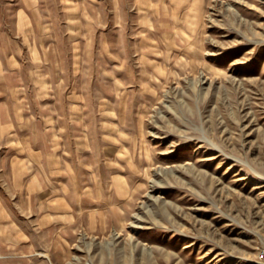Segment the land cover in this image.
Returning a JSON list of instances; mask_svg holds the SVG:
<instances>
[{"label": "rangeland", "instance_id": "374dc122", "mask_svg": "<svg viewBox=\"0 0 264 264\" xmlns=\"http://www.w3.org/2000/svg\"><path fill=\"white\" fill-rule=\"evenodd\" d=\"M263 244L264 0H0V264Z\"/></svg>", "mask_w": 264, "mask_h": 264}, {"label": "built area", "instance_id": "2783aa9c", "mask_svg": "<svg viewBox=\"0 0 264 264\" xmlns=\"http://www.w3.org/2000/svg\"><path fill=\"white\" fill-rule=\"evenodd\" d=\"M256 264H264V244L256 249Z\"/></svg>", "mask_w": 264, "mask_h": 264}, {"label": "bare ground", "instance_id": "6f19581e", "mask_svg": "<svg viewBox=\"0 0 264 264\" xmlns=\"http://www.w3.org/2000/svg\"><path fill=\"white\" fill-rule=\"evenodd\" d=\"M197 87V86H196ZM210 142V141H209ZM213 146H216L217 147V145H215V144H213L212 142H210ZM217 148H219V147H217ZM220 150V149H219ZM221 151V150H220ZM249 167H250V165H249ZM178 168H186V166H182V165H179V166H175V167H172V168H170V169H166L165 170V173H167L168 175H169V173L170 174H172V175H174L175 174V172H176V170L178 169ZM251 168V167H250ZM139 221V220H138ZM134 225H135V223H134Z\"/></svg>", "mask_w": 264, "mask_h": 264}]
</instances>
